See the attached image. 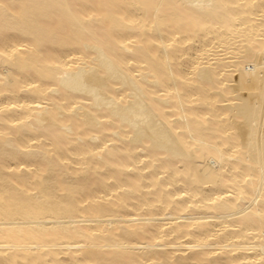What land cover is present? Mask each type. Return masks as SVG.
I'll use <instances>...</instances> for the list:
<instances>
[{
    "label": "bare ground",
    "instance_id": "bare-ground-1",
    "mask_svg": "<svg viewBox=\"0 0 264 264\" xmlns=\"http://www.w3.org/2000/svg\"><path fill=\"white\" fill-rule=\"evenodd\" d=\"M0 264H264V0H0Z\"/></svg>",
    "mask_w": 264,
    "mask_h": 264
}]
</instances>
